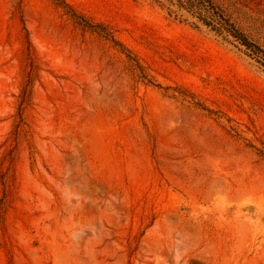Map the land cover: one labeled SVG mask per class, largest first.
I'll use <instances>...</instances> for the list:
<instances>
[{
	"label": "rangeland",
	"instance_id": "374dc122",
	"mask_svg": "<svg viewBox=\"0 0 264 264\" xmlns=\"http://www.w3.org/2000/svg\"><path fill=\"white\" fill-rule=\"evenodd\" d=\"M63 1L162 88L56 0H0V264H264V63L177 0ZM212 1L264 53V0Z\"/></svg>",
	"mask_w": 264,
	"mask_h": 264
},
{
	"label": "trees",
	"instance_id": "16d2710c",
	"mask_svg": "<svg viewBox=\"0 0 264 264\" xmlns=\"http://www.w3.org/2000/svg\"><path fill=\"white\" fill-rule=\"evenodd\" d=\"M57 5L66 9L68 15L76 21L78 24L82 25L85 29L95 32L101 36H103L107 41L112 43V45L119 49L122 54H125L129 63L132 65V68L138 73V77L151 84L157 88H162L160 85H154L153 81L146 69L141 65L139 59L132 53V51L128 50L113 34V32L102 24L93 23L91 20L86 19V17L77 14L69 5H67L63 0H56ZM180 8L196 15L200 21H202L207 26H212L217 28L225 33H227L230 37H232L236 42L239 43L240 46L244 47L245 51L251 56L258 59L260 62L264 63V59L261 58V54L264 53L256 46L251 44L244 35L236 28V26L224 15V13L213 3L212 0H177ZM28 34L27 29H24ZM28 46L31 47V43L28 40ZM30 82L26 85V88L23 92V103L26 99H29L30 96V84L31 77L29 78ZM181 96L186 97V93H181ZM175 96V95H173ZM23 106V105H22ZM2 201V200H1ZM5 204L0 203V223L3 221V215L5 212Z\"/></svg>",
	"mask_w": 264,
	"mask_h": 264
}]
</instances>
